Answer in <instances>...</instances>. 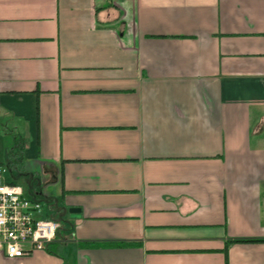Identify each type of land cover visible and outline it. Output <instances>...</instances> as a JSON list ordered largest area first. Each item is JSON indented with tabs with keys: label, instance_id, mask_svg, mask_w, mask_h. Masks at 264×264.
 Here are the masks:
<instances>
[{
	"label": "crops",
	"instance_id": "obj_1",
	"mask_svg": "<svg viewBox=\"0 0 264 264\" xmlns=\"http://www.w3.org/2000/svg\"><path fill=\"white\" fill-rule=\"evenodd\" d=\"M0 172V264H264V0H0Z\"/></svg>",
	"mask_w": 264,
	"mask_h": 264
},
{
	"label": "built area",
	"instance_id": "obj_2",
	"mask_svg": "<svg viewBox=\"0 0 264 264\" xmlns=\"http://www.w3.org/2000/svg\"><path fill=\"white\" fill-rule=\"evenodd\" d=\"M60 227L58 219L44 213L41 199L26 196L19 185L0 181V252L7 258L44 250L57 238Z\"/></svg>",
	"mask_w": 264,
	"mask_h": 264
},
{
	"label": "water",
	"instance_id": "obj_3",
	"mask_svg": "<svg viewBox=\"0 0 264 264\" xmlns=\"http://www.w3.org/2000/svg\"><path fill=\"white\" fill-rule=\"evenodd\" d=\"M68 212L70 213L71 216H79V208L77 207H70L68 209Z\"/></svg>",
	"mask_w": 264,
	"mask_h": 264
},
{
	"label": "rangeland",
	"instance_id": "obj_4",
	"mask_svg": "<svg viewBox=\"0 0 264 264\" xmlns=\"http://www.w3.org/2000/svg\"><path fill=\"white\" fill-rule=\"evenodd\" d=\"M8 175H9L8 173L5 174L6 177H8ZM18 183L24 185V188H25V189L27 188L24 182L19 181ZM35 187H36V189L38 188L37 185H36ZM44 207H45L44 209H45L46 211H48V210L46 209L47 207H46L45 204H44Z\"/></svg>",
	"mask_w": 264,
	"mask_h": 264
}]
</instances>
